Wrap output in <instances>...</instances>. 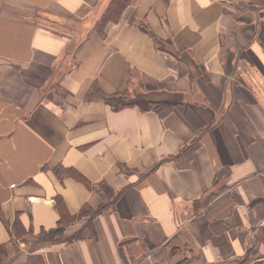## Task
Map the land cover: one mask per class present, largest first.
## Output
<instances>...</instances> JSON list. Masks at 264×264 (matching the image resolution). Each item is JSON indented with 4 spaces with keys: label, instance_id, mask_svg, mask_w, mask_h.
Wrapping results in <instances>:
<instances>
[{
    "label": "crops",
    "instance_id": "0c3cea01",
    "mask_svg": "<svg viewBox=\"0 0 264 264\" xmlns=\"http://www.w3.org/2000/svg\"><path fill=\"white\" fill-rule=\"evenodd\" d=\"M111 1L0 0V264L264 263V0H134L102 37ZM57 195L113 204L49 240Z\"/></svg>",
    "mask_w": 264,
    "mask_h": 264
},
{
    "label": "trees",
    "instance_id": "16d2710c",
    "mask_svg": "<svg viewBox=\"0 0 264 264\" xmlns=\"http://www.w3.org/2000/svg\"><path fill=\"white\" fill-rule=\"evenodd\" d=\"M134 0H112L102 15L97 32L105 37L106 29L110 24L117 23L122 17L126 8L133 2ZM149 32V31H148ZM88 97H99L102 98L108 105H110L115 111L122 110L127 107H137L143 112H154L161 119L166 118L169 114H171L174 110L179 111L185 119L196 129L204 128V124L199 120L198 117L195 116L192 108L182 99L180 100H160L154 99L152 96L147 94H136L132 97L130 93L126 94H113L109 95L102 91L97 83L90 88L88 92ZM52 172L55 176L63 181L64 177L68 176L73 178L74 180L84 184L88 189L95 190L96 187H99L98 190L100 192H104L107 196L109 195L110 189L103 183L99 185L93 184L90 180H88L81 172L76 170L75 168H68L63 165H58ZM135 171H127L128 174H132ZM103 188V189H102ZM57 208L60 213V221L59 225L56 229L49 231L44 238L49 240H66V229L70 224L75 223L76 221H80L84 218H94L95 216L101 214L104 210H106L109 206H111L112 201H108L103 203L99 208L93 209L89 206H85L78 215H71L66 207L64 199L61 195L56 196ZM76 237H80L77 235ZM75 237V238H76ZM69 240V239H67ZM239 264H264L261 262L252 263L249 258L244 259Z\"/></svg>",
    "mask_w": 264,
    "mask_h": 264
},
{
    "label": "rangeland",
    "instance_id": "374dc122",
    "mask_svg": "<svg viewBox=\"0 0 264 264\" xmlns=\"http://www.w3.org/2000/svg\"><path fill=\"white\" fill-rule=\"evenodd\" d=\"M106 10H107V9H106ZM106 10H105V11H106ZM104 13H105V12H104ZM138 93H139V92L137 91L136 94H138Z\"/></svg>",
    "mask_w": 264,
    "mask_h": 264
}]
</instances>
